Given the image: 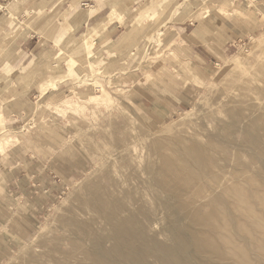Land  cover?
<instances>
[{
    "label": "rangeland",
    "instance_id": "1",
    "mask_svg": "<svg viewBox=\"0 0 264 264\" xmlns=\"http://www.w3.org/2000/svg\"><path fill=\"white\" fill-rule=\"evenodd\" d=\"M190 1L177 5L180 13L185 5L191 6ZM248 2L209 0L198 5L196 18H190L192 28L204 15L207 19L219 17L225 27L230 26L229 32L207 37L212 40L208 47L214 46L213 40L222 42L219 51L196 49V41L190 37L175 31L168 34V26L149 21L152 27L144 31L137 51L119 45L107 52L92 51L85 58L69 48L61 51L56 67L41 69L40 84L26 91L24 98L11 100L15 104L11 128L5 125L0 103V130L12 134L11 146L6 141L10 137L0 136L8 146L0 148V174L11 165V244L0 240V264H54L53 259L49 262L34 256L64 233L65 220L80 204L78 198L90 184H106L107 174L118 181L128 179V193L136 195L131 208L143 204V212L153 216L151 199L144 197L147 176L135 171L130 161L135 148L141 165L149 166L150 175L159 181L157 192L162 191L161 182H168L176 195L196 199L189 188L168 178L160 153L146 151L159 143L175 146L187 132L199 134L203 141L209 139L205 136L215 135L219 142L224 134L238 136L231 128L235 119L228 116L230 111L241 103L245 108L264 103V18L251 12ZM0 14L15 19L10 15L11 5L0 4ZM89 40L93 44V38ZM36 53L26 59H37ZM24 55L20 50L12 52L11 65ZM73 66L79 77L61 79ZM10 70L0 66V76H12ZM50 80H56V88L45 84ZM7 86L0 83V92ZM223 147V143L218 145ZM177 150L173 147L168 153ZM241 159L244 163L249 160L248 156ZM214 161L219 169L230 170L219 155ZM251 174L256 184L264 180L259 164L251 167ZM200 177L205 186L207 179L203 174ZM154 209L157 215L162 212L160 207ZM166 223L161 221L157 232ZM172 223L178 225L179 219ZM93 227L97 235L104 228L99 222ZM69 228L82 248L94 250L95 235L85 236L80 225ZM159 240L169 241L163 236ZM104 246L108 249L110 242ZM248 256L258 263L255 254L249 252ZM55 259L61 261L58 255Z\"/></svg>",
    "mask_w": 264,
    "mask_h": 264
},
{
    "label": "bare ground",
    "instance_id": "2",
    "mask_svg": "<svg viewBox=\"0 0 264 264\" xmlns=\"http://www.w3.org/2000/svg\"><path fill=\"white\" fill-rule=\"evenodd\" d=\"M240 105L228 114L235 119L231 128L238 136L224 134L219 142L212 135L203 141L199 134L187 132L175 146L159 143L146 151L160 153L168 178L189 188L194 201L185 194L176 195L168 182H161L162 191L157 192L159 181L150 175L149 166L141 165L135 148L130 161L135 171L147 176L144 197L151 199L153 216L143 212V204L131 208L136 195L128 193V179L118 181L107 174L106 184L94 182L78 198L80 204L65 220L64 233L34 257L53 259L54 264H264V180L256 184L251 174L255 164L264 172V103L247 108ZM6 141L0 138V148ZM221 143L224 147L218 148ZM173 147L178 150L169 154ZM215 155L230 170L219 169ZM245 156L246 163L241 159ZM201 174L207 179L205 186L200 183ZM158 207L162 212L157 215L154 208ZM174 218L179 219L178 225L172 223ZM163 220L167 223L157 232ZM97 222L104 226L100 235L90 228ZM75 225L84 229L85 236L95 235L94 250L77 243V234L69 228ZM161 236L169 241H160ZM106 242H110L108 249ZM249 252L258 263L249 258ZM57 255L61 261L55 259Z\"/></svg>",
    "mask_w": 264,
    "mask_h": 264
},
{
    "label": "crops",
    "instance_id": "3",
    "mask_svg": "<svg viewBox=\"0 0 264 264\" xmlns=\"http://www.w3.org/2000/svg\"><path fill=\"white\" fill-rule=\"evenodd\" d=\"M186 1L0 0V4L11 5L10 15L15 17L14 20H9V16L0 14V66L7 65L13 70L12 76H0V83L8 84L5 91L0 92V103L3 104L1 114L7 128H11V117L15 114L12 109L15 104H11V100L16 97L24 98L26 91L40 84L43 74L41 69L49 71L51 67H56V59L61 51L68 48L82 58H85L87 53L92 54V51L107 52L119 45H130L132 50L137 51L142 46L143 34L146 33L144 31L152 27L149 21H155L157 26H168V34L175 31L186 39L190 37L191 41H196V49L206 53L219 51L222 42L213 40L214 46L208 47L212 40L207 37L213 33L218 35L229 32L230 26L225 27L224 21L218 19L219 17L207 19V15H204L201 20H195L192 28L190 18H196L198 5L209 0H191V6L185 5L180 13L177 5H183ZM247 1L251 12L257 16L261 14L264 18V0H234L240 5ZM174 11L176 12L173 15ZM91 37L93 44L89 45ZM80 39H83V45L79 43ZM16 50L24 52L25 55L18 64L12 66L11 53ZM31 52L38 53L37 59H26ZM74 66L69 67L68 74L61 79L79 77ZM50 83L52 88L57 87L56 80L45 84ZM16 86L19 92L16 91ZM2 116L0 115V125ZM1 135L10 137L8 146H11L12 134L0 130ZM8 146L3 144L2 148ZM7 157L10 158L8 155ZM3 170L2 175L0 174V240L11 244V165Z\"/></svg>",
    "mask_w": 264,
    "mask_h": 264
}]
</instances>
